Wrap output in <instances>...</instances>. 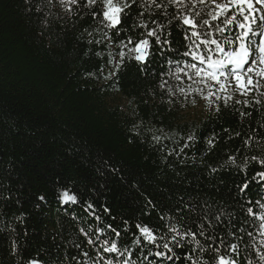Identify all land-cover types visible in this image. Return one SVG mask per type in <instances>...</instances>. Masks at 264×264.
Wrapping results in <instances>:
<instances>
[{
	"label": "trees",
	"instance_id": "obj_1",
	"mask_svg": "<svg viewBox=\"0 0 264 264\" xmlns=\"http://www.w3.org/2000/svg\"><path fill=\"white\" fill-rule=\"evenodd\" d=\"M127 2L122 24L109 30L100 23L99 3L89 8L79 0L68 12L59 0H0V264H86L84 252L87 264L117 260L103 251L104 240L129 249L135 264H172L151 255L160 249L143 238L134 245L138 223L157 235L175 223L196 232L205 249L227 254L238 244L240 264H264L247 235L253 233L257 247L264 239L261 221L247 211L264 213V184L238 190L245 178L264 171V87L185 120L174 95L176 84L188 79L169 75L176 72L169 61H194L183 55L190 41L174 17L201 5L183 0L187 7L181 10L170 0ZM210 10L197 19H208ZM153 21L165 26L159 34L171 45L161 48L149 37L146 64L125 57L117 77L105 80L108 53H118L129 36L143 38ZM236 31L232 25L225 35ZM64 190L77 201L63 202ZM196 247L185 240L183 249H174L181 257L175 264H191L183 255ZM195 255L214 262L213 252Z\"/></svg>",
	"mask_w": 264,
	"mask_h": 264
},
{
	"label": "snow or ice",
	"instance_id": "obj_2",
	"mask_svg": "<svg viewBox=\"0 0 264 264\" xmlns=\"http://www.w3.org/2000/svg\"><path fill=\"white\" fill-rule=\"evenodd\" d=\"M135 2L136 0H132V3ZM152 2L154 3L155 0H152ZM59 3L65 7L66 11L71 12V6L78 5L79 0H59ZM98 3L102 6L103 19L100 23L109 30L118 29V26L122 24V13H125V10L131 7L127 0H87L86 6L91 8ZM170 3L176 4L181 10L187 7V5H184L183 0H170ZM196 3L201 5L200 10H190L183 15L174 17V19L180 20L183 26H186L184 39L190 41V43L188 51L184 52L183 55L191 56L194 62H188L181 66L180 62L169 61L170 64L174 63L176 66V72H169V75H174L179 80L181 77L178 74L183 73L188 80L192 81V84L198 86L193 87L190 84L187 91L184 88H179V93L185 97L191 93H197L202 96L210 107L215 106L216 110L219 111L220 105L217 101H223L227 105L236 93L247 96L254 89L259 90L264 87V0H193V8H195ZM256 5L260 7H256ZM157 7H160V5H157ZM205 8L211 9L206 13L208 19H197L204 15ZM92 15L95 17L97 14L93 12ZM215 21H220V23L214 24ZM153 24L155 27L148 29V25L141 22L140 26L148 29L143 38L134 41L129 36L127 41L121 40L117 45L120 48L118 53H108L110 59L107 65L101 69V71H107V75L104 76L105 80L117 77L125 64V57L129 60H135L141 65L146 64L152 54V43L149 37H154L155 43L161 48L165 45H171L169 39L166 37L162 39L159 34L165 26L156 21H153ZM232 25H235L238 31L225 35L226 32H230V26ZM116 34L119 35V31ZM91 35L89 33V36ZM103 35L105 38L111 39L107 32H104ZM256 36L259 37L258 40L253 39ZM88 43H93V40H89ZM95 43H102V41L96 40ZM96 55L101 56L103 53L97 52ZM108 65L111 67L109 68ZM87 75L91 76L95 73H88ZM169 91L171 92V89ZM192 103L195 104L196 101L193 99ZM236 103H241V101L237 100ZM243 103L246 105L248 101L244 100ZM153 139L159 141L160 137L154 136ZM188 139L192 140L193 137L189 136ZM211 143L212 141L209 140V144ZM229 159L233 163L235 162L234 158L230 157ZM252 159L257 158L252 157ZM259 163L264 165V159L259 160ZM252 182L264 184V171L256 172L251 180L245 178L242 185L238 186V190L245 192ZM61 198L63 202L77 201V196L69 194L68 190L62 191ZM38 199L44 201L45 198L41 195ZM256 203L260 204L259 201ZM88 207L92 208L93 206L89 204ZM260 208L264 209V204H260ZM247 211L249 215L255 216L261 221L258 234L264 237V213L257 215L252 208H248ZM96 218L99 219V217ZM161 219H164V217H161ZM108 227L111 228L112 226L109 225ZM135 227L139 235L135 237L134 245L139 246L141 238H143V241L147 244L155 245L157 249H160L150 254L161 258L162 261L175 264V261L180 260L181 257L176 255L174 249H183L185 240H188L189 243L194 242L197 246L183 255V260L190 261L191 264H209V261H202L195 255L197 250L201 254L205 251L215 253L213 264H240L235 255L239 250L238 244H231L227 254H221L220 247L213 248L209 246L205 249L200 241L196 239V232H193L190 228L185 230L175 223L167 225V232L161 235H157L148 225L138 223ZM199 228V235L204 236V225L201 224ZM80 231L85 237H88V233L83 228ZM97 231L103 232L104 230L97 229ZM112 231L115 232L117 237L121 235L115 229H112ZM247 235L253 240L252 247L259 261L264 262V250H262L264 249V239L259 240L260 246L257 247L253 233L248 232ZM210 239L214 238L210 237ZM93 243L94 241L88 237V244ZM220 244L223 245L224 241L221 240ZM103 251L105 253H115L118 258L115 261L106 260L105 264H135L131 259V251L127 248L121 250L116 241L109 244L108 240H104ZM83 256L86 258L87 264V261L90 260L88 253L84 252ZM121 257L123 259H119ZM100 259H103V257H100ZM28 264H39V261L33 259L28 261ZM96 264H100V261L97 260ZM248 264H253L252 260H248Z\"/></svg>",
	"mask_w": 264,
	"mask_h": 264
},
{
	"label": "rangeland",
	"instance_id": "obj_3",
	"mask_svg": "<svg viewBox=\"0 0 264 264\" xmlns=\"http://www.w3.org/2000/svg\"><path fill=\"white\" fill-rule=\"evenodd\" d=\"M256 7H260L259 5H256ZM192 84V81L190 80H184L182 81V83L180 84H176L177 87L176 91H178L179 88H184L185 91H187L188 86ZM193 87H197L198 85L192 84ZM178 88V89H177ZM175 91V89H174ZM206 94V92H205ZM236 95H240L239 93H236L234 96ZM178 102H179V107L181 110V114L184 116L185 120H193V119H200L204 116H206L208 114V112L210 110H212L213 106L210 107L206 101L202 98L201 95L197 94V93H191L189 94L187 97H185L184 95H181L178 91V95H174ZM195 100L196 103L193 104L192 100ZM123 103L127 104L126 100H123Z\"/></svg>",
	"mask_w": 264,
	"mask_h": 264
}]
</instances>
